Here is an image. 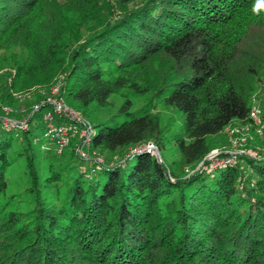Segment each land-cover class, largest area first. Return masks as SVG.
<instances>
[{"label": "trees", "instance_id": "trees-1", "mask_svg": "<svg viewBox=\"0 0 264 264\" xmlns=\"http://www.w3.org/2000/svg\"><path fill=\"white\" fill-rule=\"evenodd\" d=\"M16 46L26 59L0 104L57 81L91 121V158L80 136L55 151L41 95L26 123L0 109V264H264V157H209L234 121L253 122L264 0H0V51ZM159 106L180 117L170 138ZM148 143L162 162L133 152ZM15 163L31 206L7 197Z\"/></svg>", "mask_w": 264, "mask_h": 264}, {"label": "rangeland", "instance_id": "rangeland-1", "mask_svg": "<svg viewBox=\"0 0 264 264\" xmlns=\"http://www.w3.org/2000/svg\"><path fill=\"white\" fill-rule=\"evenodd\" d=\"M26 51L21 47H12L10 50H2L0 51V91L4 89V85L6 81H11L10 73L14 70V64L17 62H20L22 60L26 59ZM57 81H53L52 85L49 86H43L42 84H39L35 87H32L31 91L24 90V85L20 86L16 91L13 93V103L12 105H3L0 104V109H2L3 112H6L8 114H15V116L21 117L22 123H26L28 121V117L31 116L32 112L36 111L38 109V105L36 104V96L41 95L42 99H46L51 95V90L57 85ZM253 101V108L258 109L259 111V123L249 122L248 124H241L238 121H234L230 126L231 129H235L236 133L232 135L228 129H225V131L217 137L215 140V149L210 154V157L216 156V155H223L226 156L222 158L219 161H216L214 166H218V164H222L231 157H237V155L240 154H249L253 157L260 158L264 157V84L258 87L257 92L255 93ZM66 106H69V103L66 102ZM120 100L117 97H113L111 99V107H109L108 110L103 111L102 113H98L99 118H106L108 115L115 112V110L120 105ZM137 104V108L140 106H143L145 104L144 99H139ZM3 105V107H2ZM72 109V108H71ZM73 110V109H72ZM75 111V110H74ZM83 111V110H81ZM156 114L158 115V118L161 120L162 126L164 127L166 131V138H170L172 133L177 130L179 124H180V117L179 115L174 112L173 110H169L164 108L163 106H159L157 108ZM6 118V126L11 123V117L8 115H5ZM79 122H82L84 125H91L90 119L87 118H81L78 114ZM14 121V120H13ZM18 122V121H15ZM75 123V122H74ZM73 124V122H72ZM83 129V127H81ZM76 137L74 138V141L72 139L70 146L67 148V150H72L75 142ZM77 140V139H76ZM73 143V144H72ZM77 144H80L77 142ZM148 144L143 146H138L134 148V153H139V147H146ZM76 150V148H75ZM156 155H159L161 157L162 162V156L159 153L157 147L154 151ZM174 150L172 146L170 145L168 148L167 153V159L171 161L173 159ZM94 156H98L100 158V155L94 154ZM108 158L113 157L111 155L107 156ZM116 156L113 158L112 161H116ZM23 164H14L13 170L10 172L12 183L9 187V191L7 193V197L14 196L16 198H24V206H31L29 205V198L25 196V191L29 184L28 175H26V172L24 170ZM46 162L43 160V165H45Z\"/></svg>", "mask_w": 264, "mask_h": 264}, {"label": "built area", "instance_id": "built-area-1", "mask_svg": "<svg viewBox=\"0 0 264 264\" xmlns=\"http://www.w3.org/2000/svg\"><path fill=\"white\" fill-rule=\"evenodd\" d=\"M51 95L47 98L46 102L51 104L52 110L47 112V131L46 136L49 138L50 142H52L55 146V151L58 154H62L71 144L73 138L80 136L81 143L76 149V152L80 156L81 159L90 160L91 155L89 153L90 145H91V125H84L83 129L78 126V113L68 106H66L65 98L60 95V87L56 85L53 90H51ZM55 116L66 117L73 122V124L63 123L56 125L54 123ZM250 118L254 123H259V111L258 109L252 108L250 113ZM75 122V123H74ZM230 126V125H229ZM226 128L228 131L234 135L236 133L235 129ZM137 149V148H136ZM146 150L148 153L155 154L156 147L152 143H148L146 147H139V153ZM217 156V155H216ZM216 156L210 157L214 158ZM236 157H231L225 160L222 164L234 162Z\"/></svg>", "mask_w": 264, "mask_h": 264}, {"label": "water", "instance_id": "water-1", "mask_svg": "<svg viewBox=\"0 0 264 264\" xmlns=\"http://www.w3.org/2000/svg\"><path fill=\"white\" fill-rule=\"evenodd\" d=\"M156 158L161 162V157L159 155H156Z\"/></svg>", "mask_w": 264, "mask_h": 264}]
</instances>
